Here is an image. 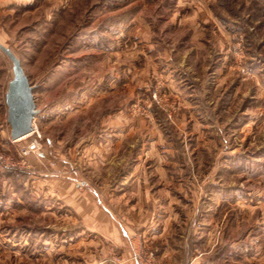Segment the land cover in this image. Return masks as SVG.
Listing matches in <instances>:
<instances>
[{"label":"rangeland","instance_id":"obj_1","mask_svg":"<svg viewBox=\"0 0 264 264\" xmlns=\"http://www.w3.org/2000/svg\"><path fill=\"white\" fill-rule=\"evenodd\" d=\"M0 42L37 84L40 109L35 132L11 139L13 62L0 48V264H133L141 248L160 262L168 249L174 264H264V0H0ZM128 80L133 92L116 105L111 95ZM118 107L164 136L156 149L166 161L144 166L153 191L168 188L174 200L152 204L146 226L123 219L132 233L121 242L74 221L62 196L32 182L71 180L113 214L83 128ZM69 149L70 165L60 160Z\"/></svg>","mask_w":264,"mask_h":264},{"label":"crops","instance_id":"obj_2","mask_svg":"<svg viewBox=\"0 0 264 264\" xmlns=\"http://www.w3.org/2000/svg\"><path fill=\"white\" fill-rule=\"evenodd\" d=\"M206 12L211 16L212 12ZM168 50L169 49L165 48L163 52L158 54H160V57H164V53H168ZM187 52L188 49L186 50V53ZM128 53H130V51L125 53V51L120 52L119 49L117 55H128ZM175 54V57L179 58L181 64L185 65L183 64L186 63L183 61H187L184 57L185 52L182 53V51L178 50L175 51ZM117 59V65L121 62H125L124 59ZM149 60L151 64L152 56H150ZM129 61L130 60L127 61L128 66ZM193 66L194 65L191 64L189 67L192 68ZM117 76H119L118 72ZM174 83V81H171L170 85L174 86ZM131 84L130 80H128L127 86H130H128L127 91H121L119 89L120 86L114 89L115 91H113L111 97L118 98V103L115 102L116 105L119 104L120 98L123 99V97L125 98L127 94H131L133 92V86L131 87ZM215 85L217 84L215 83ZM174 89L176 90V96L181 99L182 90H178L176 88ZM215 89L216 88H214V90ZM206 93H210L209 89H207ZM92 108V106H89L86 107V110L92 111ZM94 109L96 110L94 114H96L97 119H99L97 111H101V106H98L97 108L94 107ZM114 110L116 111L112 115L101 117L100 122L97 120L94 122L92 121V118H89L84 125L85 128H83V131L86 132L88 138L93 137L91 139V143L87 144L88 151L90 150L92 152L96 150L97 154L102 157V166L101 169H99L101 171L97 173L107 174L105 181L103 180L104 185L107 186L104 189V192L110 196L109 198H111L110 202L112 203L114 209V213L112 212L113 214L110 213L105 199H95L93 194H90L88 188H78L73 185L71 180L57 182L55 177L49 178L48 176L46 179H42L41 177L36 176L37 178L35 177L32 182L37 185L38 189L43 188V191H46V188H44L45 186L41 187V183H48V193L51 195L56 194L58 196H62L64 202L66 203L67 201L71 209H74V211L77 212L74 221L78 220L80 223L86 224V226L90 223L95 228L100 230L103 236H110L113 241L121 242L123 239L122 235L129 237L132 233L130 230H128V232L123 231V227H126L125 224L122 223L123 219H126L127 223L130 222L131 226L134 223H137L136 225L138 226H146L151 218L150 212L152 204L158 206L164 203L167 206L174 200L172 197L169 199L166 195L168 188L162 187L153 191L152 181L150 178L151 174L147 173L144 166V163L154 155H158L159 158L163 157L161 154L159 155V151H157L156 146L165 142L164 136L152 122L146 121V119L141 117L130 115L127 107H118ZM105 130H110V138H107L106 141H101L102 139H100V137L102 132ZM97 131H100V134H98ZM137 144L140 146V151L135 153L134 150ZM71 153L72 151L70 149L67 154L64 152L62 154L63 156H60L61 162L70 165ZM166 158L167 156L164 155L163 160L166 161ZM130 164L132 166H130ZM98 167L99 165L97 168ZM121 170L124 171V174H119ZM160 175L162 176V179L165 178V174ZM103 178L104 175L102 179ZM111 183L113 186H116L114 188H109V186L111 187ZM162 220L163 230H161L159 232L160 235H158L159 237L162 235L166 237L168 233L166 229L169 222L167 215L162 218ZM127 226L129 228L131 227L128 224ZM152 237L153 236H150L149 241ZM169 255L167 249V251L161 255L162 264H174L171 259V254ZM133 264H136V262L134 261Z\"/></svg>","mask_w":264,"mask_h":264},{"label":"water","instance_id":"obj_3","mask_svg":"<svg viewBox=\"0 0 264 264\" xmlns=\"http://www.w3.org/2000/svg\"><path fill=\"white\" fill-rule=\"evenodd\" d=\"M0 48L13 62V77L8 84L6 103L8 123L11 127L10 137L17 140L29 135L35 129V118L40 111L35 97L37 84L30 81L21 58L11 48L1 42Z\"/></svg>","mask_w":264,"mask_h":264},{"label":"built area","instance_id":"obj_4","mask_svg":"<svg viewBox=\"0 0 264 264\" xmlns=\"http://www.w3.org/2000/svg\"><path fill=\"white\" fill-rule=\"evenodd\" d=\"M36 128L34 129L33 132H35ZM16 141V140H14ZM32 146H36V145H32ZM31 150V146L28 147H24L22 148V153L23 154H28ZM7 157H5L2 153H0V159H4L6 160ZM8 160V158H7ZM6 160V161H7ZM13 164V163H12ZM134 258L137 262V264H161L160 260L157 259V257L155 256L154 250H150V251H146L144 250V248L138 249L136 250L135 254H134Z\"/></svg>","mask_w":264,"mask_h":264}]
</instances>
